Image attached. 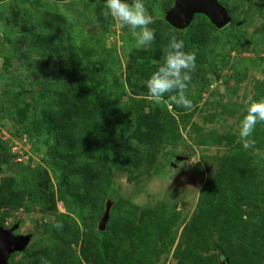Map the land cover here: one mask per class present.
I'll use <instances>...</instances> for the list:
<instances>
[{"label": "rangeland", "instance_id": "1", "mask_svg": "<svg viewBox=\"0 0 264 264\" xmlns=\"http://www.w3.org/2000/svg\"><path fill=\"white\" fill-rule=\"evenodd\" d=\"M174 1L146 0L137 47L104 0H0V227L29 236L11 262L264 264V123L239 138L264 99V0L181 30ZM173 34L196 53L190 109L145 86Z\"/></svg>", "mask_w": 264, "mask_h": 264}, {"label": "clouds", "instance_id": "2", "mask_svg": "<svg viewBox=\"0 0 264 264\" xmlns=\"http://www.w3.org/2000/svg\"><path fill=\"white\" fill-rule=\"evenodd\" d=\"M104 9L105 15L117 20L120 27L129 29L135 46L145 47L155 41V30L149 26L154 22L157 9L149 11L146 0H104ZM195 68L196 53L186 50L183 39L171 35L163 50L162 62L145 82L147 94L154 105H160L167 96L169 103L190 109L192 101L186 93L191 80L190 73ZM259 123H264V99L249 103L246 115L240 121L239 138L244 149L254 147L256 141L253 133Z\"/></svg>", "mask_w": 264, "mask_h": 264}, {"label": "water", "instance_id": "3", "mask_svg": "<svg viewBox=\"0 0 264 264\" xmlns=\"http://www.w3.org/2000/svg\"><path fill=\"white\" fill-rule=\"evenodd\" d=\"M196 14L204 15L217 28L229 21L226 9L217 0H175L173 6L163 13V18L172 27L181 30L189 25ZM106 217L104 213L99 230ZM12 229L0 227V264H10V254L21 251L29 240V236L12 234Z\"/></svg>", "mask_w": 264, "mask_h": 264}, {"label": "trees", "instance_id": "4", "mask_svg": "<svg viewBox=\"0 0 264 264\" xmlns=\"http://www.w3.org/2000/svg\"><path fill=\"white\" fill-rule=\"evenodd\" d=\"M221 5H222V2H221V0H217ZM152 2H153V0H150V5L149 6H151V4H152ZM223 6V5H222ZM224 7V6H223ZM225 9L227 8V7H224ZM227 11V10H226ZM227 14H228V11H227ZM196 15H201V14H196ZM201 17H203L204 18V20L205 21H207L208 23H209V25H211L212 27H214L210 22H209V20L204 16V15H201ZM192 24H193V20L189 23V25H188V27L187 28H190L191 26H192ZM223 30H225L226 32H227V34L230 36V37H232V38H234L235 37V34L232 32V30H230V29H228V27L227 26H224V28H223ZM79 84V88H80V90H82L83 88H84V85H83V83L82 82H79L78 83ZM22 195H18L17 197H16V195H15V193H9V198H7V204L9 205V204H13V205H15V206H17V207H19L20 205H21V202H22V200H23V198L24 197H21ZM98 235L99 236H102L103 235V232L102 231H98ZM12 256H14L13 254L10 256V258L12 257ZM47 259V262H48V264H50V255L49 254H47V257H46ZM15 264H23V263H20V262H14Z\"/></svg>", "mask_w": 264, "mask_h": 264}, {"label": "flooded vegetation", "instance_id": "5", "mask_svg": "<svg viewBox=\"0 0 264 264\" xmlns=\"http://www.w3.org/2000/svg\"><path fill=\"white\" fill-rule=\"evenodd\" d=\"M12 254H10V256H11ZM10 256H9V258H8V262L10 263V264H13V262H11L10 261Z\"/></svg>", "mask_w": 264, "mask_h": 264}]
</instances>
